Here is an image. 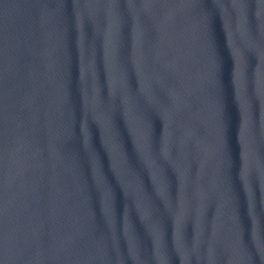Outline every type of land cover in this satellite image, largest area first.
Masks as SVG:
<instances>
[{"label":"water","instance_id":"obj_1","mask_svg":"<svg viewBox=\"0 0 264 264\" xmlns=\"http://www.w3.org/2000/svg\"><path fill=\"white\" fill-rule=\"evenodd\" d=\"M0 264H264V0H0Z\"/></svg>","mask_w":264,"mask_h":264}]
</instances>
